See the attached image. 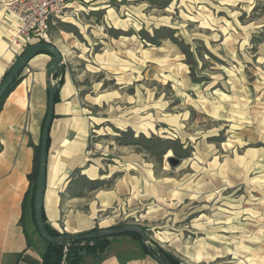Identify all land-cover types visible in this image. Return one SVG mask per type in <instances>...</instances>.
<instances>
[{"label":"rangeland","instance_id":"obj_1","mask_svg":"<svg viewBox=\"0 0 264 264\" xmlns=\"http://www.w3.org/2000/svg\"><path fill=\"white\" fill-rule=\"evenodd\" d=\"M79 2L49 32L92 119L74 235L139 225L183 264H264V0Z\"/></svg>","mask_w":264,"mask_h":264},{"label":"crops","instance_id":"obj_2","mask_svg":"<svg viewBox=\"0 0 264 264\" xmlns=\"http://www.w3.org/2000/svg\"><path fill=\"white\" fill-rule=\"evenodd\" d=\"M6 1L0 0V83L16 62L7 43L16 28V21L4 8ZM56 47L62 53L58 45ZM51 59L50 55L39 54L28 64L21 83L7 97L0 113L3 146L0 152V264H43L42 255L47 248L46 242L34 230L31 210L23 213V202L30 189L28 175L33 170L34 146L40 144L48 110L46 73ZM80 101L76 85L66 75L60 87V101L55 103L50 130L44 217L51 229L70 235L76 234V213L67 215L64 201L73 172L87 163L92 121ZM87 171L92 173L94 170ZM82 264L160 263L146 254L138 241L121 235L112 238L104 252L86 255Z\"/></svg>","mask_w":264,"mask_h":264},{"label":"water","instance_id":"obj_3","mask_svg":"<svg viewBox=\"0 0 264 264\" xmlns=\"http://www.w3.org/2000/svg\"><path fill=\"white\" fill-rule=\"evenodd\" d=\"M40 53H45L52 57V62L48 67L46 73V76L48 78L49 95L48 110L44 119L41 133L38 176L34 195V219L40 237L48 243L61 244L62 241L97 240L101 238L121 236L127 233H136L140 235L142 243L147 246V248H149L148 245L150 240L145 230L139 225H125L116 228L91 231L81 235H61L59 237H52L49 234L44 221V198L46 191L50 130L55 114V96L64 77V63L61 51L50 42H40L31 45L21 56L18 57L9 73L3 78L2 82L0 83V101L2 100L4 94L12 85V83L17 78L21 77L28 64ZM54 79L56 80L53 81ZM169 163L172 167H176L179 161L175 158H170ZM152 256L160 264H168L160 256L154 253Z\"/></svg>","mask_w":264,"mask_h":264},{"label":"trees","instance_id":"obj_4","mask_svg":"<svg viewBox=\"0 0 264 264\" xmlns=\"http://www.w3.org/2000/svg\"><path fill=\"white\" fill-rule=\"evenodd\" d=\"M40 54H45V53H40ZM12 67L9 68V70L6 72L5 76L9 73ZM23 77L17 78L12 85L9 87V89L6 91L4 94L2 100L0 101V113L3 108V105L7 99V97L15 90V88L21 83ZM64 84V80L62 79L61 85ZM60 101V88L58 89L56 96H55V103ZM43 127V125H42ZM159 142L163 145L161 146L159 150H153L150 151V153L157 157L159 160L163 158V156L167 153L168 150H173V148L170 147H165L164 145L166 143H169L168 140H159ZM49 146H50V138H49ZM3 146L0 142V152L2 151ZM34 164H33V170L30 175H28V180L30 182V189L27 192L24 202H23V213L27 209H30L32 212V222L35 227L36 232L39 235V231L37 228V225L35 223L34 219V195H35V190H36V181H37V176H38V166H39V154H40V144L38 146H34ZM72 181H70V184L68 186V191L70 190L72 186ZM91 184H95L91 182ZM98 187H95L94 189H97ZM23 221V217H22ZM45 225L46 228L49 232V234L52 237H59L61 235H67V234H60L59 232L51 229L47 223L46 219L44 217ZM125 236L132 237L135 240L140 241L142 243L141 237L139 234L136 233H127L124 234ZM40 236V235H39ZM114 237L110 238H101L97 240H87V241H62L61 244H53V243H48L46 251L42 255V260L43 264H81L84 260V257L86 255H92L96 254L98 252H104L110 245L111 239ZM28 244L31 246V241L28 238ZM142 247L144 249V252L149 255L156 254L160 256L166 263L168 264H183L178 258L173 256L172 254L166 252L162 248H153L149 246H145L142 243Z\"/></svg>","mask_w":264,"mask_h":264},{"label":"built area","instance_id":"obj_5","mask_svg":"<svg viewBox=\"0 0 264 264\" xmlns=\"http://www.w3.org/2000/svg\"><path fill=\"white\" fill-rule=\"evenodd\" d=\"M3 6L16 21L7 41L15 58L33 44L49 42L52 25L71 23L81 13L79 0H9Z\"/></svg>","mask_w":264,"mask_h":264}]
</instances>
